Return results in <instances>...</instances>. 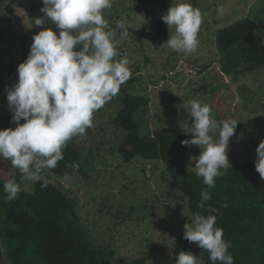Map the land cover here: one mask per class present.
<instances>
[{"label": "rangeland", "instance_id": "rangeland-1", "mask_svg": "<svg viewBox=\"0 0 264 264\" xmlns=\"http://www.w3.org/2000/svg\"><path fill=\"white\" fill-rule=\"evenodd\" d=\"M178 2L181 0H174L173 6ZM191 2L193 7L200 9L203 22L198 34V49L185 55L166 46L136 41V32L157 19L156 9L125 0H111L112 6L103 10L109 25L107 30L116 29L117 23L123 21L128 31V36L121 40L123 30L116 29L119 53L116 59L129 61L133 91L150 98L149 130L152 135L186 133L194 120L190 115L191 101L198 100L211 107L212 116L218 122H237L229 141L237 145L242 158L256 160V148L264 141V65L244 75L219 76L215 34L248 17L264 36V0ZM220 6L224 7L222 16L217 13ZM42 7V0H19L12 16L1 10L0 2V33L4 31L11 38L24 35L28 38L25 50L18 46L11 49L0 43V55L2 51L5 54L12 50V54H5L0 60V130L17 127L7 102V90L18 81L17 67L29 55L33 36L45 28L57 34L60 31L41 12ZM35 18H43L44 25L36 26ZM169 34H174L173 28H169ZM17 52L20 55L12 64L11 56ZM208 65L213 69L200 75L203 71L200 68ZM194 68L200 69L197 75L191 73ZM237 97L242 103H235ZM119 109L120 105L112 98L94 113L92 126L74 137L75 147L84 153L85 174L69 182L55 181V184L77 200L76 214L97 247L113 251L120 258L139 257L146 259L148 264H175L172 262L174 239L183 236L184 225L191 223L192 218L187 198L162 181L164 167L160 163L138 157L129 162L121 159L116 151L126 133L112 124ZM24 122L22 119L20 124ZM187 134L190 139L194 138ZM210 135L214 141L218 140L219 128ZM190 150L191 158H195L203 151V146L190 145ZM44 178L54 180L50 169H43L41 179ZM15 179L26 189L33 183L25 180L19 170ZM0 264H7L1 247Z\"/></svg>", "mask_w": 264, "mask_h": 264}, {"label": "trees", "instance_id": "trees-1", "mask_svg": "<svg viewBox=\"0 0 264 264\" xmlns=\"http://www.w3.org/2000/svg\"><path fill=\"white\" fill-rule=\"evenodd\" d=\"M125 1L158 11L157 19L136 32L135 37L139 43L162 46L170 34L161 17L173 6L174 0ZM0 2L1 10L15 15L14 5L19 0ZM27 39L26 35L11 38L4 31L0 33V43L9 48L18 46L25 50ZM215 44L219 76L244 75L252 68L264 65V36L248 17L217 30ZM11 49L5 54H12ZM2 53L0 60L5 58L4 51ZM15 54L11 56L12 64L20 55L19 52ZM211 66L201 67V73L207 72ZM133 82L129 80L123 84L118 95L113 97L120 109L112 124L126 133L116 151L121 159L129 162L138 157L160 163L164 167L162 181L187 198L192 217L195 213L217 217L215 226L221 227L223 239L231 242L229 253L234 264H264V179L255 170L256 160L242 158L237 145L229 141L230 165L220 169L222 175L215 178V187L208 188L203 178L196 176L190 146L182 145V141L190 140L187 133H150V98L133 91ZM62 151L64 158L50 169L54 182L44 178L26 189L17 181L22 191L13 201H6L3 185L16 177L17 170L12 167L10 159L0 160V247L7 264H148L146 259L139 257L120 258L113 251L97 247L91 240L76 214L77 200L55 184V181H62L65 172L71 178L85 174L84 153L75 147L74 137ZM73 163L79 164L74 175L70 167ZM45 183L46 186L42 187ZM205 190L211 198L200 208L201 192ZM213 208L218 211L209 213ZM180 251H190L200 256L204 264H213L207 251L183 236L174 239L173 263Z\"/></svg>", "mask_w": 264, "mask_h": 264}, {"label": "clouds", "instance_id": "clouds-1", "mask_svg": "<svg viewBox=\"0 0 264 264\" xmlns=\"http://www.w3.org/2000/svg\"><path fill=\"white\" fill-rule=\"evenodd\" d=\"M41 12L60 30L57 34L45 28L33 36L27 58L17 68L18 81L7 90V102L12 111L15 129L0 130V160H9L25 180H41L43 169H53L64 158L63 149L75 136L84 134L92 126L93 116L106 102L117 96L120 88L131 77L126 58L119 60L116 29L123 30L120 39L128 36L125 22H118L116 29L109 28L103 10L112 6L111 0H42ZM219 15L224 7L217 8ZM174 34L162 46L185 55L199 47L198 34L203 22L199 8L191 0H181L167 9L161 17ZM33 23L44 25L43 18ZM79 48L80 50H76ZM236 104L242 103L240 97ZM190 115L194 118L186 133L194 138L182 141L183 146H203L200 155L192 159L197 178H203L208 188L215 187V178L226 169L229 139L234 135L237 122H218L211 107L198 100L191 101ZM25 122L20 124L21 120ZM219 128V139L213 140L211 132ZM255 170L264 179V141L256 148ZM73 175L79 164L70 165ZM71 175L64 173L62 182H69ZM42 184V187H45ZM6 201L18 198L22 191L15 177L3 185ZM210 193L201 192V202L210 199ZM226 207V205H224ZM210 209L209 213L217 212ZM212 214L195 213L185 223L183 238L195 243L209 253V260L216 264H234L229 253L230 241L223 239V229L216 225ZM175 264H204L200 256L180 251Z\"/></svg>", "mask_w": 264, "mask_h": 264}, {"label": "built area", "instance_id": "built-area-1", "mask_svg": "<svg viewBox=\"0 0 264 264\" xmlns=\"http://www.w3.org/2000/svg\"><path fill=\"white\" fill-rule=\"evenodd\" d=\"M179 69H180V67H179ZM212 69H213V67H210V68L207 70V72L210 71V70H212ZM175 72H178V71H175ZM198 72H200V69H198V68H194L193 70H191V73H192L193 75H197ZM204 74H205V72H204V73H200V75H204Z\"/></svg>", "mask_w": 264, "mask_h": 264}]
</instances>
